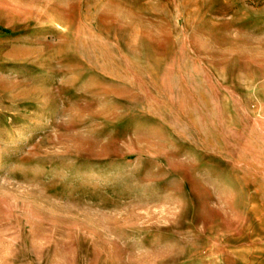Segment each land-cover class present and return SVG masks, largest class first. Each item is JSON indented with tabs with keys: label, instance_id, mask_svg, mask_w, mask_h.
<instances>
[{
	"label": "rangeland",
	"instance_id": "1",
	"mask_svg": "<svg viewBox=\"0 0 264 264\" xmlns=\"http://www.w3.org/2000/svg\"><path fill=\"white\" fill-rule=\"evenodd\" d=\"M0 264H264V0H0Z\"/></svg>",
	"mask_w": 264,
	"mask_h": 264
}]
</instances>
